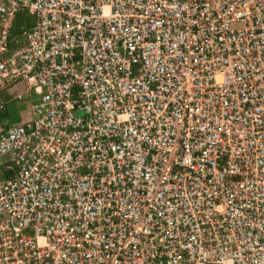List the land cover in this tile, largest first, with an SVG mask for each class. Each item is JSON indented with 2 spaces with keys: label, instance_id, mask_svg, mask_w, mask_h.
<instances>
[{
  "label": "built area",
  "instance_id": "built-area-1",
  "mask_svg": "<svg viewBox=\"0 0 264 264\" xmlns=\"http://www.w3.org/2000/svg\"><path fill=\"white\" fill-rule=\"evenodd\" d=\"M90 3L0 0V264H264V0Z\"/></svg>",
  "mask_w": 264,
  "mask_h": 264
},
{
  "label": "rangeland",
  "instance_id": "rangeland-1",
  "mask_svg": "<svg viewBox=\"0 0 264 264\" xmlns=\"http://www.w3.org/2000/svg\"><path fill=\"white\" fill-rule=\"evenodd\" d=\"M31 11L21 12L16 19L17 25H21L25 21L34 22L36 18H38L40 14V10L45 8L48 13V21L55 22L61 21L64 25L73 27L78 22L82 26H85L86 31H80L79 36L84 41H87L94 36L101 37L106 36V31L99 30L94 31L89 29L90 24V16L93 12L90 9V0H30ZM37 8V11L35 10ZM16 31V30H15ZM72 35V32L68 34ZM78 37V36H77ZM67 39V37H65ZM88 52V46L86 47L85 53ZM22 83H15L13 85L8 86L9 94L6 98L0 102V106L3 105L4 110L1 112L5 113L6 106L8 105V110L12 114L6 115V117L2 120L3 122H9L11 124H18L23 121V116L27 114H31V102L34 95H26L24 94L21 98H18L17 95L19 92H23L24 87ZM2 113V114H3ZM5 156H0V160H5Z\"/></svg>",
  "mask_w": 264,
  "mask_h": 264
},
{
  "label": "crops",
  "instance_id": "crops-1",
  "mask_svg": "<svg viewBox=\"0 0 264 264\" xmlns=\"http://www.w3.org/2000/svg\"><path fill=\"white\" fill-rule=\"evenodd\" d=\"M23 86V85H22ZM24 87V86H23ZM8 94H9V90H8V88H6V89H1L0 90V102L1 101H3L5 98H6V96H8ZM6 115H12L10 112H9V110H8V105L6 106V111H5V113H3V115H2V118L0 119V126H1V124H4V122L2 121L5 117H6ZM30 118V113L29 114H27L26 116H23V119L22 120H20V121H26L27 119H29ZM1 161V160H0Z\"/></svg>",
  "mask_w": 264,
  "mask_h": 264
}]
</instances>
